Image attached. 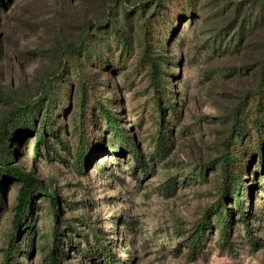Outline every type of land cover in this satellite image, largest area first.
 Segmentation results:
<instances>
[{"label": "rangeland", "instance_id": "1", "mask_svg": "<svg viewBox=\"0 0 264 264\" xmlns=\"http://www.w3.org/2000/svg\"><path fill=\"white\" fill-rule=\"evenodd\" d=\"M146 21L155 61L165 70L164 101L172 95L177 111L165 110L173 146L154 161L150 151L163 117L144 57ZM45 88L52 96L42 95ZM0 90V152L14 149L9 166L56 191L59 207L56 218L36 184L15 231L22 181L2 172L0 264L14 231L16 264H46L55 239L60 264H100L101 257L85 251L101 237L122 264H264V0H0ZM42 96L43 104L53 99L50 124L60 141L48 124L49 144L37 152L45 108L24 103ZM99 102L134 136L135 150L114 139ZM19 112L35 119V129L15 117ZM239 129L248 130L249 142L241 166H232L241 167L243 209L231 191L222 227L215 212L225 183L222 161L241 153ZM137 151L147 158L146 170L137 165ZM171 180L176 186L167 192ZM203 227L202 247L193 248Z\"/></svg>", "mask_w": 264, "mask_h": 264}, {"label": "trees", "instance_id": "2", "mask_svg": "<svg viewBox=\"0 0 264 264\" xmlns=\"http://www.w3.org/2000/svg\"><path fill=\"white\" fill-rule=\"evenodd\" d=\"M142 8V12L144 10V5L141 7ZM145 36L143 39V50H144V57L145 60L150 64L151 66V75L153 78V83L155 84V90L158 91V93L161 94L160 99L157 103L160 111L162 112V122L160 123V126L162 125V128L160 130V134L158 135V137L155 139V143L153 145V151H150V158L152 161H154L155 159H160L165 157L170 151H171V147L173 146V140L171 139L172 137V129H169L168 131L164 130L165 127V119H164V115H165V110L167 108H170L173 110L174 114H177L176 111V101H174L175 99L172 97L168 98L166 101H164L165 98V94H166V80L164 78H162V74L165 73V70L162 69L160 67V65H158L155 61V55H153L154 53V44H153V37H154V33H152V29L149 26V23H147V21L145 22ZM111 26L115 29H117L119 26L117 25L116 22H112ZM105 27V26H104ZM119 32L122 34L123 36V40L127 41V36L123 35V32H121V30H119ZM240 38L238 40H241L243 38V34L242 32L240 33ZM93 46V45H91ZM87 49L94 51L95 47H86ZM74 49V47H70L68 50H70V52ZM82 51H85V49L81 48ZM89 51L88 53L86 52V55H89ZM102 60V59H101ZM162 73V74H161ZM50 87H53V85H50ZM84 88V87H83ZM85 91V89H84ZM173 94H175V92L173 91ZM42 95H51V93L48 92V89L45 88L42 92ZM0 96H3V93L0 90ZM52 96V95H51ZM51 100V102H49L48 104H43V96L39 99H37V101L30 102L29 100H27L24 104H26L28 106V108L34 109V107H36L37 105H41L43 106L44 109V118L42 119V125H41V130L38 131L39 133V139L36 141L35 144V149L37 152L40 151V148L42 147L43 143H48V137H47V131H46V127L49 124V132L53 134V136L60 141L59 135L57 134V132L54 130L52 131V127H51V116H50V112H51V107L54 105L53 99L52 97L49 98ZM165 102L167 103V105L165 104ZM100 106H101V102H99ZM33 107V108H32ZM101 111L103 116L105 117L107 124L109 125V127L114 128V132H115V136L114 139L115 140H119L121 142H125L127 143V147L131 150H135L136 146H135V141L133 140L134 136H131L128 133V130L124 127L121 126L120 120L119 118L113 113V111L105 106H101ZM18 117L19 120H23V123H27L30 121H34L35 119H28L25 118V112H19L15 114V117ZM37 119V118H36ZM8 119L7 122L8 124L10 122H12L13 120ZM32 121L33 125L31 126H26V127H30L32 129H35V124ZM262 121L260 118L255 119L254 121V126L257 128V130H260V125H261ZM7 128V126H6ZM240 131V129H239ZM85 132V131H84ZM83 132V134H84ZM241 132V131H240ZM248 134V130H245L244 133H239L237 134V138L238 139H242V141H240L241 143H243V148L241 149V153L238 156L233 155L232 152L226 154L224 156V160L222 161L223 167H224V172H225V183L223 186V195L219 198V202L215 205L216 209L215 212L218 215V219H217V224L221 225L222 227H225L226 224L228 223V215L225 214L223 212V210L221 208H223L224 204H226L224 198L225 197H229V195L233 192L234 193V199L236 202V207L239 209L240 212H242V202H241V197H240V191H239V184L242 180L241 177V163L243 161V158L245 157V154H247V145L249 144V142L245 143V137ZM5 136H8L9 139H13L14 138V134L13 132H11L10 130L5 131ZM1 139V143L4 141V138H0ZM238 139H236L238 141ZM261 147H259L260 149ZM1 155H0V194H2L5 189H3V182H4V177H2V172H5L8 176L14 175L16 177H18L21 181H22V186L18 195V200H17V204L15 206L16 209V214L14 217V226H15V231H17L21 225H22V221L27 213V211L32 207V191L34 186H36V184L38 186H40L41 188H43L44 191L47 192V196L51 199L52 202V206L55 207V217H59V207H58V197H57V193L56 191L53 190H46L43 187V183L36 179L35 177H33V175L31 174V172H25L24 170H22L19 167L16 166H9V160L7 157V154H11L13 155V153L15 152L14 149H10L8 146H4L1 148ZM259 151H261V157L260 159H262V161H264V155L262 156V153H264L263 149L261 148ZM137 156H136V161H137V165H140L142 169L148 168V163H147V158L146 156H142L138 151H137ZM86 153H84V151L82 150V152L80 153V159H78V167L80 170H83L86 168V164H85V160H86ZM264 163V162H263ZM239 166V170H234L232 168V166ZM152 170V169H151ZM262 178L264 179V175H262ZM176 180L174 181H169L166 185V190L167 192H171L172 189L175 188L176 186ZM232 191V192H231ZM240 219L243 220V222L245 223L246 226V230L250 233V226H249V222L247 221V214H245V212L241 213ZM57 222H59V220H56ZM208 224L207 219L203 222V226H206ZM59 228L56 227L55 229V238H57V236L59 235L58 230ZM14 231V236L11 239V243H10V248H8L6 250V257H5V262L3 264H16L18 262L16 257H13V251L12 248L14 246V242L16 241L17 237H16V233ZM227 230L223 233L224 238L228 241L227 239ZM70 238H72L73 236L69 233ZM204 238V227L202 228L201 231L198 232L196 238L192 241V245L193 248H199L202 247V240ZM56 240L54 241V244H52V247L49 249L48 252V256H46L45 258V263L46 264H60L56 255L57 252V244H56ZM98 245L97 246H89L87 248V250L85 251V253L90 256L92 259H96L97 257H101V262L100 264H122V262L116 257V255H114V253L111 251V249L108 246L107 241L101 237L98 241ZM32 247V244H31ZM14 249V248H13Z\"/></svg>", "mask_w": 264, "mask_h": 264}]
</instances>
